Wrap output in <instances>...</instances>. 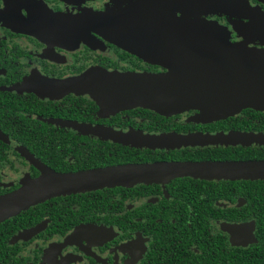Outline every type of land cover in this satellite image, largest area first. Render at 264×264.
Wrapping results in <instances>:
<instances>
[{"label":"flooded vegetation","instance_id":"1","mask_svg":"<svg viewBox=\"0 0 264 264\" xmlns=\"http://www.w3.org/2000/svg\"><path fill=\"white\" fill-rule=\"evenodd\" d=\"M187 1L193 2L194 11L186 10ZM213 1L217 0H0V194L39 177L41 165L76 172L121 163L264 160L259 156L264 143L137 146L92 128L156 134L264 133L213 128L245 114L259 125L264 121L253 111H264L245 108L208 122L197 119L194 109L173 115L145 107L106 113L86 92L58 96L20 87L31 81L41 88L43 79L72 78L91 68L167 70L152 53L132 51L96 29H69L59 38L63 27L54 23L56 15L167 3L178 16L219 22L232 42L264 48V0H236L238 8L230 11L210 10L206 2ZM180 4L184 9L177 7ZM146 25L131 32L149 33L144 40L152 49L180 46L179 37L160 35L162 29ZM118 40L125 43L129 38ZM171 124H181V131L167 129ZM217 148L253 156L214 159ZM142 153L151 160L114 162ZM234 225L243 226L242 238L233 235ZM0 264H264V179L182 176L54 196L0 221Z\"/></svg>","mask_w":264,"mask_h":264},{"label":"water","instance_id":"2","mask_svg":"<svg viewBox=\"0 0 264 264\" xmlns=\"http://www.w3.org/2000/svg\"><path fill=\"white\" fill-rule=\"evenodd\" d=\"M206 3L210 10L230 11L238 8L236 0ZM186 5V10L194 11L193 2L187 1ZM195 5L200 6L197 3ZM167 7V3L156 2L152 6L146 3L138 6L132 4L109 12L56 15L53 20L54 23L60 22L63 27L59 38H65L69 29H96L132 51L144 56L152 53L155 61L166 66V71L130 72L91 68L72 78L43 79L42 83H38L41 88L31 81L21 84L20 87H33L31 89L39 93L58 96L70 91L86 92L106 113L145 107L161 114L173 115L194 109L198 111L197 119L208 122L235 115L245 108L264 111V48L249 46L244 42H232L219 22L187 15L178 16ZM177 7L184 9L181 4ZM146 23L148 27L162 29L160 35L179 37L180 46L163 50L149 47L144 40L149 33L141 35L131 32L133 28L146 27ZM53 26L55 27L54 24ZM123 38L129 40H125V43L118 40ZM84 126L91 127L87 124ZM92 128L116 141L137 146L264 143V133L253 132L156 134L125 132L105 126ZM40 167L42 173L39 177L27 178L15 190L0 194V221L54 196L103 187L164 182L182 176L205 179H264V160L121 163L76 172H58L44 165ZM241 227L243 226L234 225L231 228L235 237H243Z\"/></svg>","mask_w":264,"mask_h":264},{"label":"trees","instance_id":"3","mask_svg":"<svg viewBox=\"0 0 264 264\" xmlns=\"http://www.w3.org/2000/svg\"><path fill=\"white\" fill-rule=\"evenodd\" d=\"M246 112V111H244ZM254 115H256L258 118H260L262 121H264V112H259V111H253ZM247 116L248 114L243 115V117L241 118H237L234 117V119H232L231 117L228 119H225L224 121H220L219 123H216L213 128H217L218 126H225L227 128H235V129H241V130H259V129H264V122L259 124L257 122L256 125L254 123L249 122V120H247ZM253 116V115H251ZM243 118V119H242ZM242 120V121H241ZM238 121V122H237ZM229 122V123H228ZM178 124L174 125L171 124V126H169L167 129H177L179 131H181V124L179 125V127L177 126ZM233 126V127H232ZM223 150V151H220ZM217 155L215 156H211L214 159H225L227 157H251L253 155L247 156V155H243L240 154L239 152L236 155H233L229 150L227 149H221V148H217L216 149ZM223 152V154L221 155V153ZM227 153V154H226ZM240 154V155H239ZM141 156L139 157H131L129 159H127L126 157L122 158V159H116L114 160V162H126V161H147V160H151V158L146 157V154L142 153L139 154ZM259 156H264L259 154Z\"/></svg>","mask_w":264,"mask_h":264},{"label":"rangeland","instance_id":"4","mask_svg":"<svg viewBox=\"0 0 264 264\" xmlns=\"http://www.w3.org/2000/svg\"><path fill=\"white\" fill-rule=\"evenodd\" d=\"M118 5H119V4H117V6H118ZM117 6H116V4H114V7H117Z\"/></svg>","mask_w":264,"mask_h":264}]
</instances>
